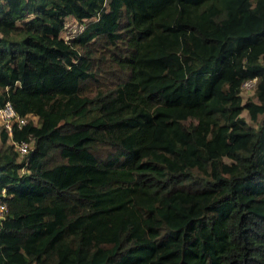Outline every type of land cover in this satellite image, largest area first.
Instances as JSON below:
<instances>
[{"label": "trees", "instance_id": "16d2710c", "mask_svg": "<svg viewBox=\"0 0 264 264\" xmlns=\"http://www.w3.org/2000/svg\"><path fill=\"white\" fill-rule=\"evenodd\" d=\"M7 101L0 264H264V0H0Z\"/></svg>", "mask_w": 264, "mask_h": 264}, {"label": "built area", "instance_id": "2783aa9c", "mask_svg": "<svg viewBox=\"0 0 264 264\" xmlns=\"http://www.w3.org/2000/svg\"><path fill=\"white\" fill-rule=\"evenodd\" d=\"M75 21L74 19H72ZM77 22V21H76ZM67 23L65 21L64 29L66 28ZM79 28H82V24L79 23ZM63 29V31H64ZM64 37V36H62ZM64 39H68L67 36L64 37ZM256 82V78L247 79L242 83L241 89L248 88V87H254ZM30 120H33V122L36 124V117L32 114H28L25 116L19 115L15 109L13 108L12 104L7 101L4 103L3 106L0 107V128L5 130V132L8 134V142H10L14 146V150L17 152L18 156L22 157L23 155L27 154L29 150L33 146V140H13L12 135V129L14 127L20 128L25 123L29 122ZM1 195H4V190L0 193V219L4 217V215L7 212V205L2 200Z\"/></svg>", "mask_w": 264, "mask_h": 264}, {"label": "rangeland", "instance_id": "374dc122", "mask_svg": "<svg viewBox=\"0 0 264 264\" xmlns=\"http://www.w3.org/2000/svg\"><path fill=\"white\" fill-rule=\"evenodd\" d=\"M86 20L85 22H87ZM67 26L62 31L61 36H64L67 38H70L73 34L77 33L79 31V23L76 21H73L70 17L66 19ZM254 92V87H248V88H243L241 89V95L243 100L245 101L248 97H252ZM241 115L246 119V121L253 127H256L257 123L253 122L246 109H243L241 112ZM261 116H259V119ZM7 143H10L7 141ZM22 159V157L18 156V160Z\"/></svg>", "mask_w": 264, "mask_h": 264}]
</instances>
